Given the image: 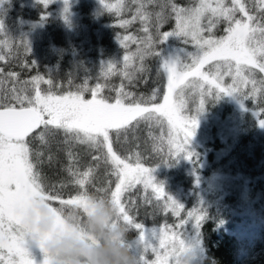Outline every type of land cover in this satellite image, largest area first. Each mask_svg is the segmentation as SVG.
Listing matches in <instances>:
<instances>
[{"label":"snow or ice","instance_id":"snow-or-ice-1","mask_svg":"<svg viewBox=\"0 0 264 264\" xmlns=\"http://www.w3.org/2000/svg\"><path fill=\"white\" fill-rule=\"evenodd\" d=\"M40 2L46 7L52 0ZM100 3L104 10L115 11L117 15L124 7L123 4L105 3V0H100ZM169 4L175 13L176 26L173 31L161 33L157 26L153 35L149 31L151 14L142 11L143 4L136 9L132 20H122L119 25L123 28L136 19L145 25V37L136 39L125 35L117 39L125 48L126 42L138 44L134 53L123 57L126 69L124 76L129 81L134 79V73L127 71L134 57L141 61L139 71L145 70L142 63L145 56L158 58L159 67L166 77V86L163 90H153L150 96H133L121 86L113 102L98 98L100 84L90 90L86 86L87 82L77 92L54 94L51 88L42 92L40 84L52 85L51 79L37 74L30 80L21 81L19 73L6 72L0 67V264H35L27 246L30 238L22 227V218L25 208L36 197L55 205L52 208L54 213L56 208L65 205L87 208L93 196L97 203L109 202L116 213L113 228L123 225L127 231L135 230L138 233L136 239L128 240V243L136 249L140 264H170V261L178 264L181 251L187 249L196 252V242L188 234L172 232L169 235L170 229L167 227L149 229L131 215V208L135 204H126L122 197L137 185H143L146 191L151 189L158 201L163 199L165 211L170 210L179 216L184 206L168 196L161 185L153 182L151 173L154 169L145 167L139 154L134 159L119 155L114 150L113 136L118 142L122 135L126 137L142 122L149 127H162L166 121L169 145L167 156L171 159L186 152V145L198 126L195 116L190 118L182 114L185 107L182 86L199 87L201 97L211 95L215 100L222 94L238 97L242 107L243 101L255 98L257 92H264V76L259 80L256 78L257 71L264 74V0H253L251 7L244 0H231L230 4L226 0H199L196 6L190 8H181L171 3V0H166L163 6ZM237 13L241 16L237 17ZM205 18L207 25L202 24ZM163 19L157 14L158 22ZM220 22L227 24L224 29L226 34L217 38L213 29ZM3 32L5 27L0 21V33ZM174 36L183 38L185 45L191 44L195 52L185 53L184 58H164L160 46ZM22 43L25 51L30 54L28 42L22 40ZM3 44L6 45L7 41ZM0 62H7V57L0 54ZM116 64L106 65L111 71ZM209 64L212 68L202 71ZM34 65L35 62L31 61L25 63L24 67ZM104 74L107 76L109 73ZM225 76L231 77V84L224 85ZM9 82L10 87L7 86ZM249 84L252 85L251 89L245 91L244 87ZM87 91H91L90 99H85L83 94ZM161 91L163 102H158L157 97ZM261 99L264 100V95ZM205 104V100L201 99L196 111L203 112ZM260 116H264V108ZM259 120L261 126H264V118L259 117ZM59 133H63L65 143L75 142L94 150L96 154L91 155V159L95 164L81 169L77 158L69 150L66 153L68 164L64 168L67 178L52 183L41 171L45 163V152L31 145L33 141H38L47 149ZM181 133L182 139H178ZM154 139L163 143V137ZM190 157L191 154H187L186 158ZM168 159L161 157L165 163ZM52 160L53 156L49 154L47 161L51 163ZM101 164L105 166L107 174L114 177V189L111 180L106 186L93 185L96 170ZM70 185L77 191L65 196L63 189ZM89 185H93L98 194H91ZM187 217L189 219H181L176 227L183 229L189 220H194V227L199 229L204 214L193 209L187 212ZM59 220L57 216L58 223ZM30 240L42 251V264H51L43 239L33 237ZM149 250L155 255V260L151 262L145 258Z\"/></svg>","mask_w":264,"mask_h":264},{"label":"trees","instance_id":"trees-1","mask_svg":"<svg viewBox=\"0 0 264 264\" xmlns=\"http://www.w3.org/2000/svg\"><path fill=\"white\" fill-rule=\"evenodd\" d=\"M193 1L171 0V3L183 8L191 6ZM140 2L144 5L147 4V12L151 14L149 31L153 35L157 31V26L161 29L163 22L166 23L165 27L172 23L170 4L163 6L166 4V0H152V2L140 0ZM14 6L17 16L24 17L27 13L24 10L25 7L17 4ZM84 9L81 11V40L75 38L74 41H69L70 43L66 44L60 34L53 29H48L46 30L47 40L38 47L40 51L38 57L34 56L33 52L28 54L22 43H10L3 54L7 57V62H0V67H3L6 72L19 73L21 81L30 80L32 76L39 74L45 79L49 78L53 81L52 85L44 83L47 89L51 88L52 91L64 92L69 90V86H71L69 73L72 70L70 61L74 57L73 54L81 56V64H92L101 70L104 68L101 63L103 61L106 64L110 63V59L115 55L117 65L111 71L106 65V70L95 75L96 80L101 85L103 97L113 100L115 92L120 90L121 86L125 92L136 97H147L151 95L153 90H163L164 80L157 57L145 56L142 62L144 71L138 70L141 61L134 57L127 69V71L134 73V79L129 81L124 76L126 69L124 68L123 57L126 54L134 53L138 45L131 44L127 48H119V44L113 42H118L117 37L123 30H125L126 35L132 33L133 38L142 37L139 29L143 23L136 19L122 28L119 27L120 21L128 20L126 13L121 17L105 13L98 19L99 24L97 25V21H93V16H90V10ZM16 14H12V16L16 17ZM157 14H160L164 19L158 22L156 20ZM92 24L94 25L92 26ZM84 26L87 27L86 35L82 33ZM97 28L101 30V36L97 35ZM165 29L167 30V28ZM31 61L35 62V67L25 68V63ZM105 72L109 74L105 76ZM83 73L73 78L78 82L77 84L81 83ZM86 78L87 84L95 85L91 77L87 76ZM256 78L259 80L261 76L256 75ZM7 86L10 87L11 82ZM251 87L252 85L246 86L244 90L249 91ZM262 95L264 92H257L255 98L242 102L245 106L243 115L236 118L234 133L228 137L225 144H222L218 139L212 143H205V146L211 144L214 151L225 150V153L217 158L213 152H209L206 156V162L210 164V168L200 172L208 175L211 169L230 175H243L248 181L245 198H239L238 193L220 196L212 191H206L201 197L202 202L197 203V208L195 205L193 206L191 198L194 200L196 194L193 192L187 194L185 191L190 188L198 191V186L195 184L193 174L188 171L187 166L189 165L182 163L183 160L179 156L168 159L169 145L165 122L162 127L159 125L149 127L142 122L135 131H130L126 137L122 135L118 142L113 136L114 150L119 155L134 159L135 155L139 154L141 163L159 169L157 182L164 185L165 191L178 189L182 191V199H185L184 207L189 208L186 210L184 208L178 219L184 217L185 211L190 208L198 209L204 214L200 228L196 229L203 252L202 264H264V150L261 146L254 144L257 125L256 118L252 115V112H256L258 119L259 117L264 118V116H260L261 110L264 108ZM87 96L88 94H85V97ZM161 97L162 91L157 97L158 102H160ZM196 98L197 95L194 94L193 98H189V101H194ZM204 100L206 103L205 110L217 114L220 119L233 115L231 104L222 95L218 100L213 99L211 95L206 96ZM164 133L165 138L163 137ZM156 137H163V143L159 139H154ZM64 140L63 133H59L51 140L47 149L43 148L38 141H33L31 145L34 149L45 152V163L41 166V171L52 183L67 178L64 168L68 164L66 153L69 150L77 158L81 169L95 164L91 159V155L96 154L94 150L89 149L87 145L75 142L65 143ZM49 154L53 156L51 163L47 161ZM161 157L168 159L167 162H162ZM109 180L112 181L114 189V177H110L105 166L101 164L96 170L93 185L106 186ZM93 185H89L88 190L91 194L96 195L98 193H96ZM76 191L77 189L70 185L63 189V194L68 196ZM122 200L126 204L129 202L135 204V207L131 208V215L137 222L145 226L171 224L173 221L170 219V212L163 209V201H158L150 189L146 191L137 185L135 189L125 193ZM242 201L251 202L252 208L255 210L252 217L248 213H243ZM127 234L129 240L138 233L135 230H129Z\"/></svg>","mask_w":264,"mask_h":264},{"label":"rangeland","instance_id":"rangeland-1","mask_svg":"<svg viewBox=\"0 0 264 264\" xmlns=\"http://www.w3.org/2000/svg\"><path fill=\"white\" fill-rule=\"evenodd\" d=\"M246 4H248L250 7L252 6L253 0H244ZM17 4L19 6H24L25 13L23 16H17L15 13V6L14 4ZM105 3L116 5V4H123L124 7L122 8L119 15L113 12H108L104 10L103 6L100 3V0H67V3L65 0H52L46 7L44 4L40 2V0H0V21L3 22L5 27V32L0 33V54H4L6 50L8 49V46L10 43H22V40H26L30 46L31 51L34 53V56H39L40 51L38 50L39 45L43 44L47 39L46 30L53 29L56 33L60 34L62 38L64 39V42L66 44H69V41H74L75 38H78L81 40V11L90 10V16H93V21H97L96 24H99V18L104 15L105 13L108 15H113L117 17L123 16L124 13L127 14V19L132 20V17L136 15V9L139 7L142 2L140 0H105ZM199 3V0H194L192 2L191 6L183 7V8H190L194 7ZM226 3H231V0H226ZM144 5V4H143ZM129 10V11H128ZM147 11V4L144 5V9L142 11ZM255 8L253 7V12H255ZM12 14H16V17H13ZM172 23L169 26L165 27V22L162 23L161 29L159 30L161 33L166 31H173L176 26L175 21V13L172 11ZM241 14L237 13V17H240ZM27 17V18H26ZM129 17V18H128ZM30 18V19H29ZM125 20V19H124ZM122 21V20H121ZM120 21V23H121ZM134 21V20H133ZM208 21L207 19L202 20L203 25H207ZM94 24H92L93 26ZM87 26V25H86ZM82 27L83 34H87V27ZM144 24L139 29V33L143 35L140 38L145 37L146 33L143 31ZM227 27V24L225 22H220L216 25V27L213 29V33L218 38L222 35H225L224 29ZM167 28V30L165 29ZM86 32V33H85ZM101 30L97 28L96 33L98 36H101ZM125 30L121 32L119 37L125 36ZM205 36L208 35L207 32L204 33ZM130 36H134L132 33ZM137 38V39H140ZM7 41V44L4 45L3 42ZM115 44H119V42L113 41ZM127 46L131 44V42H126ZM23 44V43H22ZM138 45V44H137ZM119 48H123L119 44ZM125 48V47H124ZM160 50L162 53V56L164 58H174V57H180L184 58L185 53L189 52H195V49L191 44L185 45L183 42V38L181 37H170L164 44L160 46ZM52 50H54L52 48ZM39 54V55H38ZM73 59H71V68L70 71V89L67 91H53L54 94H67L68 92H77L82 87L85 86L86 77L89 76L93 79V83L95 85H90L86 83V86L88 89H94L97 84H100L96 78L95 75L102 71L106 70V62L103 61L101 65H103V69L101 70L99 67H94L92 64H81V56L73 54ZM158 60V58H157ZM110 63H117V58L115 55L110 59ZM215 63V62H213ZM117 65V64H116ZM115 65V66H116ZM159 65V62H158ZM160 68V67H159ZM210 68H212V65H205L204 69L202 71H207ZM161 72L162 69L160 68ZM215 71V69H212ZM84 72V73H83ZM83 73V76L81 78V83L77 84L78 82L75 81L73 78L76 75H79ZM85 74V75H84ZM163 75V74H162ZM256 75L264 76V74H261L257 71ZM86 78V79H85ZM190 80L192 78H189ZM163 89H165L166 86V77L163 75ZM224 85H229L232 83L231 77L225 76ZM251 86V84L247 85ZM183 87V99L185 102V107L183 109V115L192 117L195 116L198 120V126L195 129L194 136L190 139V142L188 145H186V152H182L178 156L183 160L182 163L189 165L188 171H190L194 178H195V184L198 186V191L193 190L190 188L189 190L185 191L187 194H190L191 192L195 193L194 200L191 198V203L193 206L197 208V203H201L202 199L201 197L204 196L206 191H212L214 193H217L218 195H231L233 193H238L240 196L239 198H245L246 191H247V183L248 181L243 177L241 174L236 175H230L226 172H219V171H212L209 170L208 175H204L200 172H203L206 170V168H210V164L207 163V158L209 152H213L215 157L219 158L222 154L225 153V150H217L214 151V148L211 144L209 146H205L206 142L212 143L214 140H219L222 144H225L228 137L234 133L235 130V123L236 118L243 115L244 110V104L243 107L241 106V101L238 97L234 96H228L223 95V97L226 98L227 102L231 104L233 115L227 116L224 119H220V117L217 114H212L205 110L203 112H197V108L199 107L201 99H204L205 97H201L200 95V89L199 87ZM205 87H209L208 85H205ZM246 87V86H245ZM40 89L42 92L47 91V87L42 82L40 84ZM102 88L100 89L98 93V98L103 97L101 94ZM115 92L113 101L115 100L117 93ZM177 93H179V89L177 90ZM88 94L85 99L91 98V91H87L83 93ZM197 95V98L194 101H189V98H193V96ZM191 96V97H190ZM209 96V95H207ZM105 98V97H103ZM107 99V98H106ZM173 99H176V94H174ZM160 102H163L162 97ZM252 115L256 118V133L254 134V144L255 146H261L264 150V126H261L260 120L257 118V113L252 112ZM166 125V135L168 133V127L167 122L165 121ZM165 138V133L164 136ZM178 139H182V133L178 137ZM168 140V139H167ZM228 151V150H227ZM226 151V152H227ZM191 154L190 158H186L187 154ZM145 166V165H144ZM148 167V166H145ZM152 168V167H150ZM153 171L151 175L153 176L154 180L153 182L157 185H161L162 187L164 185L159 184L157 182V174L159 169L153 167ZM143 187V185H138ZM164 189V187H163ZM169 189L171 187L169 186ZM151 190V189H150ZM165 191V189H164ZM166 194L170 197H172L175 201H177L181 205H185V199H182V191L180 189L173 190V191H165ZM200 195V196H199ZM164 203V200L161 199ZM242 208L243 213H248L252 217L255 213V210L252 208L251 202L248 201H242ZM55 206V205H54ZM192 207V206H191ZM186 208L189 207H184ZM184 208L182 210H184ZM194 208H190L187 211H185L184 217L181 219H189L187 217V212L193 210ZM181 210V211H182ZM181 211L179 216L181 215ZM55 215L52 208L49 206V203L41 199L40 197H36L30 201V203L27 205V207L24 210V214H30L33 216L35 220H39L42 215L45 213ZM170 219H172L171 224H160V225H153V226H146V228H164L167 227L170 229L169 235H171L172 232L180 233L184 232L185 234H188L189 238L196 242V254H197V264H202L203 259V252L200 247L199 240L197 238V232L196 228L194 227V220H189V223L185 225L183 229L177 228L176 225H178L181 221V219H178L179 216L174 215L172 211H170ZM138 235V234H137ZM136 236L133 237V239H136ZM128 238V234H127ZM129 239V240H133ZM28 249L29 252L32 254L35 264H42L43 261V253L40 250L39 246L32 240H28ZM179 247V244L177 243V248ZM145 258L151 262L152 260H155V255L149 250L147 253H145ZM170 264H174V261H170Z\"/></svg>","mask_w":264,"mask_h":264},{"label":"clouds","instance_id":"clouds-1","mask_svg":"<svg viewBox=\"0 0 264 264\" xmlns=\"http://www.w3.org/2000/svg\"><path fill=\"white\" fill-rule=\"evenodd\" d=\"M115 214L109 202L97 203L93 196L87 208L65 205L38 221L25 214L22 227L30 239H43L51 264H140L136 249L128 243L127 229L113 228ZM178 264H197L196 252L181 251Z\"/></svg>","mask_w":264,"mask_h":264}]
</instances>
